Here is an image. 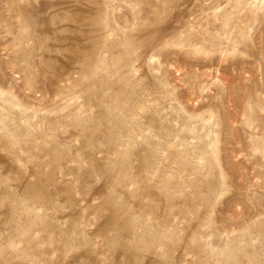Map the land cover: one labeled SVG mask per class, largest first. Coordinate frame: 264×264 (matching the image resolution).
I'll use <instances>...</instances> for the list:
<instances>
[{
    "label": "rangeland",
    "instance_id": "1",
    "mask_svg": "<svg viewBox=\"0 0 264 264\" xmlns=\"http://www.w3.org/2000/svg\"><path fill=\"white\" fill-rule=\"evenodd\" d=\"M0 264H264V0H0Z\"/></svg>",
    "mask_w": 264,
    "mask_h": 264
}]
</instances>
